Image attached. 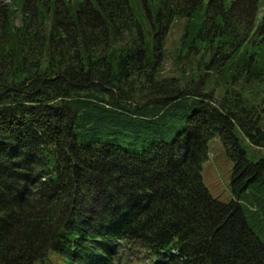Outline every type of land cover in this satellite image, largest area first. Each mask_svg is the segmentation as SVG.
I'll return each mask as SVG.
<instances>
[{
  "label": "trees",
  "instance_id": "1",
  "mask_svg": "<svg viewBox=\"0 0 264 264\" xmlns=\"http://www.w3.org/2000/svg\"><path fill=\"white\" fill-rule=\"evenodd\" d=\"M262 9L0 0V264H264ZM176 19L199 79L162 74ZM214 138L230 203L202 177Z\"/></svg>",
  "mask_w": 264,
  "mask_h": 264
},
{
  "label": "rangeland",
  "instance_id": "2",
  "mask_svg": "<svg viewBox=\"0 0 264 264\" xmlns=\"http://www.w3.org/2000/svg\"><path fill=\"white\" fill-rule=\"evenodd\" d=\"M262 10L259 17L263 14ZM185 25L184 20L176 19L171 27L164 45L162 74L165 77H177L190 81L203 74L199 68L204 59L202 54H188V46L183 39ZM205 60L208 58L205 57ZM213 84V88L218 89L222 81L215 78ZM246 95L244 100H250ZM252 100L250 102L253 103ZM240 140L249 157H252L255 149L243 136H240ZM233 167L234 164L226 154L221 140L212 139L208 144V159L202 166V177L212 196L223 203H230L233 198L231 188Z\"/></svg>",
  "mask_w": 264,
  "mask_h": 264
}]
</instances>
